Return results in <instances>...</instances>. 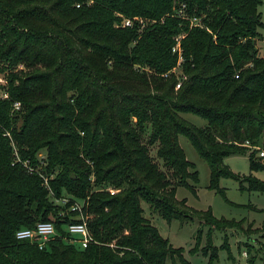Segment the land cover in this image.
<instances>
[{
	"label": "trees",
	"instance_id": "obj_1",
	"mask_svg": "<svg viewBox=\"0 0 264 264\" xmlns=\"http://www.w3.org/2000/svg\"><path fill=\"white\" fill-rule=\"evenodd\" d=\"M261 2L0 0V264H191L143 201L167 221L209 225L202 250L217 256L210 231L241 223L176 196L198 181L179 134L208 163L209 187L223 193L231 176L264 190L224 161L247 154L264 168ZM122 15L145 23L116 25ZM73 200L94 238L85 247L63 237ZM39 220L59 232L47 245L15 236Z\"/></svg>",
	"mask_w": 264,
	"mask_h": 264
},
{
	"label": "rangeland",
	"instance_id": "obj_2",
	"mask_svg": "<svg viewBox=\"0 0 264 264\" xmlns=\"http://www.w3.org/2000/svg\"><path fill=\"white\" fill-rule=\"evenodd\" d=\"M259 9L264 22V0L259 5ZM259 31L264 39V26L260 27ZM3 80L4 77L0 76V81ZM181 114L199 126L206 124V120L195 113L182 112ZM179 143L186 157L194 163L198 171V181L194 183L191 179L188 180L194 185L195 192L180 185L177 187L176 196L186 198V203L196 209L210 208L214 216L234 219L241 225L213 228L210 231L211 243L218 250L217 256L210 260L209 254H204L202 250L207 245L209 225L202 224L197 217L188 220L173 218L167 221L157 212L149 210L148 204L143 201L146 217L150 218L162 235L169 238L173 246L183 247V254L191 264H262L264 261V190L250 189L247 180L231 176L220 177L219 186L222 187L223 193L209 187V166L206 160L197 153L185 135L179 134ZM224 161L233 172L241 176L251 174L264 181V168L250 170L247 154H231L226 156ZM110 190L115 189L110 188ZM200 228L201 235L198 233ZM197 234L199 243L196 239ZM243 250L246 254L242 253ZM252 255L255 257L253 263L250 262Z\"/></svg>",
	"mask_w": 264,
	"mask_h": 264
},
{
	"label": "built area",
	"instance_id": "obj_3",
	"mask_svg": "<svg viewBox=\"0 0 264 264\" xmlns=\"http://www.w3.org/2000/svg\"><path fill=\"white\" fill-rule=\"evenodd\" d=\"M193 20H195V18ZM135 22H138V24L142 26L145 23V19L138 15H134V16L122 15L119 23H116V25L131 26ZM181 36L182 35H178L176 37V42L172 46V50L176 52L178 56L177 64L176 66H174L175 70H177V67L179 66L183 58L179 43V39L181 38ZM181 80L182 79L179 78V80L176 82L175 85L176 88L180 86ZM4 95L7 96L6 93ZM19 104H20L19 101H14L13 103L15 108H18ZM259 154L264 155V150H261ZM69 199L70 198L67 196L58 198V200L62 203L67 202ZM81 205L82 203L80 201L77 200L72 201L70 208L77 211L78 220L69 222L65 226L66 233L63 235V237L66 238L68 241L78 243L79 245H81V247H85L89 242L93 241L94 238L87 224V215H85L82 212ZM57 234H59V232L57 231L54 222L49 220H39L36 222L35 225L20 227L15 232V236L17 238H26L31 242L36 243L40 248L47 245V242L50 239L54 238L55 235ZM242 253L246 254V251L243 250Z\"/></svg>",
	"mask_w": 264,
	"mask_h": 264
}]
</instances>
